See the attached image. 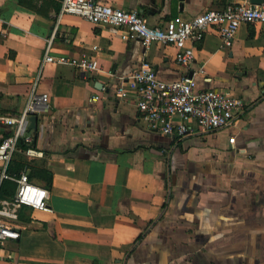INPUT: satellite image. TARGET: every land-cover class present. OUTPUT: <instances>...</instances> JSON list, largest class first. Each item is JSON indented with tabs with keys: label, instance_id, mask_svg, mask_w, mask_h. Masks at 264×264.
Instances as JSON below:
<instances>
[{
	"label": "crops",
	"instance_id": "0c3cea01",
	"mask_svg": "<svg viewBox=\"0 0 264 264\" xmlns=\"http://www.w3.org/2000/svg\"><path fill=\"white\" fill-rule=\"evenodd\" d=\"M97 1L161 27L234 0ZM60 5L0 0V117L19 116L32 90L48 95L34 128L28 118L31 142H22L36 154L17 147L9 175L27 166L29 181L49 191L48 211L18 209L10 225L19 239L0 244V264H264V25H241L229 48L208 29L183 69L171 46L145 49L64 15L49 53L95 59L99 71L87 75L43 62ZM145 62L160 81L192 77L197 90L225 92L248 109L214 133L162 136L133 99L115 96ZM102 91L106 100L89 101ZM12 131L0 122V142ZM34 174H50L51 186ZM15 190L0 181V203Z\"/></svg>",
	"mask_w": 264,
	"mask_h": 264
},
{
	"label": "built area",
	"instance_id": "2783aa9c",
	"mask_svg": "<svg viewBox=\"0 0 264 264\" xmlns=\"http://www.w3.org/2000/svg\"><path fill=\"white\" fill-rule=\"evenodd\" d=\"M60 4L53 32L46 40L43 62L70 65L87 75L98 73V62L95 59L86 56L54 57L49 53L64 15L71 14L90 24L113 28L117 30L120 40H139L145 49L154 43L171 46L176 50V63L183 69H187L192 63L194 44L203 40L208 29L215 28L221 47L229 48L241 25H264V0L257 6L249 0H234L224 8L207 10L190 20L178 17L168 20L161 27H150L138 11H124L101 4L97 0H60ZM115 96L120 100L133 99L150 130L179 139L188 135L210 134L230 127L248 109L242 99L231 97L225 92L214 89L197 90L192 77L172 82L160 81L147 62L120 81L116 86ZM106 99L107 95L102 91L94 94L89 101L95 103ZM47 102V94L36 96L32 90L25 109L19 116L0 117L3 125L13 127L12 133L0 142V181L8 180L16 184L13 198L0 203V244L5 240L19 239L18 230L10 224L17 220L20 207L36 211L49 210V191L29 181L27 166L19 176L8 174L18 143L31 142L27 127L29 116L40 111L39 107ZM229 142L233 143L234 138H230ZM26 154L34 156L36 153L26 150Z\"/></svg>",
	"mask_w": 264,
	"mask_h": 264
},
{
	"label": "trees",
	"instance_id": "16d2710c",
	"mask_svg": "<svg viewBox=\"0 0 264 264\" xmlns=\"http://www.w3.org/2000/svg\"><path fill=\"white\" fill-rule=\"evenodd\" d=\"M20 2H21V3H24V0H20ZM18 147L20 148L21 151H25V150H26V146L23 145L22 142H19V143H18ZM22 167H23V165H19V166H18V170H19L20 168H22ZM10 168H11V166H10ZM10 168L8 169V174H12V173H14V172L11 171ZM18 170H17V171H18ZM33 177L41 178V179H43V180L45 181V183L47 184V186H49V187L51 186V175H50V174H45V175H43V176H40L39 174H38V175H37V174H34Z\"/></svg>",
	"mask_w": 264,
	"mask_h": 264
},
{
	"label": "water",
	"instance_id": "95a60500",
	"mask_svg": "<svg viewBox=\"0 0 264 264\" xmlns=\"http://www.w3.org/2000/svg\"><path fill=\"white\" fill-rule=\"evenodd\" d=\"M251 4L253 5H260L262 3L263 0H249ZM99 89L101 90L102 89V85L99 86ZM37 120L36 116L35 115H31L29 117V128H34L33 126V123Z\"/></svg>",
	"mask_w": 264,
	"mask_h": 264
}]
</instances>
